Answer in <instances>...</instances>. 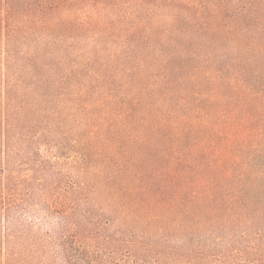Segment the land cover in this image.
Wrapping results in <instances>:
<instances>
[{
	"label": "trees",
	"instance_id": "1",
	"mask_svg": "<svg viewBox=\"0 0 264 264\" xmlns=\"http://www.w3.org/2000/svg\"><path fill=\"white\" fill-rule=\"evenodd\" d=\"M244 1L0 0V264H264Z\"/></svg>",
	"mask_w": 264,
	"mask_h": 264
},
{
	"label": "rangeland",
	"instance_id": "2",
	"mask_svg": "<svg viewBox=\"0 0 264 264\" xmlns=\"http://www.w3.org/2000/svg\"><path fill=\"white\" fill-rule=\"evenodd\" d=\"M244 1V0H243ZM244 2H246V1H244ZM247 4V3H246ZM245 4V5H246ZM257 4V3H256ZM108 49H109V47H113V46H110V45H108V46H106ZM107 53H108V51H107ZM109 62H110V60H109ZM112 62H113V64L114 63H116V61L115 60H113L112 59ZM237 233V232H236ZM248 236L247 237H245V238H249V240L251 239V240H253V242H255L254 243V245H257V240L255 239L256 238V236H255V233L253 232V230L252 229H249L248 230ZM254 236H255V238H254ZM240 244L239 245H237V247H239L240 248V250L243 248V249H245L246 251L248 250V248L246 247L247 245L248 246H250V244H252V243H250V242H248V241H246V240H243V241H241V242H239ZM250 243V244H249ZM230 243H228V248L229 249H231L232 247H234V245H229ZM233 249V248H232ZM230 253H231V255H233V259L235 260V261H233V264H244V263H242V261H240V259L239 258H242V256H238L237 258L235 257V255H234V252L232 251V250H230Z\"/></svg>",
	"mask_w": 264,
	"mask_h": 264
}]
</instances>
